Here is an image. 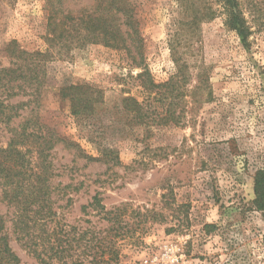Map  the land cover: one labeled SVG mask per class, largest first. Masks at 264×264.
I'll return each mask as SVG.
<instances>
[{
  "label": "rangeland",
  "instance_id": "rangeland-1",
  "mask_svg": "<svg viewBox=\"0 0 264 264\" xmlns=\"http://www.w3.org/2000/svg\"><path fill=\"white\" fill-rule=\"evenodd\" d=\"M64 1L63 11L74 14L97 5L96 0ZM132 2L144 37V63L157 83L165 82L177 71L170 43L183 13L177 0ZM47 8L48 0H0V68L14 67L12 60L21 50L51 49L50 55L35 59L33 85L26 89L35 86L28 92L39 94L36 101L27 104L31 97L24 79L0 81L5 103L26 102L18 109L21 116L12 121L0 117V145L7 146L12 129L21 130L32 115L56 136L79 143L88 155L101 156L95 140L115 148L117 165L88 162L65 143L55 144L51 184L57 189L71 185L63 197L57 190L55 198L72 222L84 217L82 205L97 192L109 209L128 203L162 214L147 223L141 242L122 243L124 264H264V214L253 204L254 175L264 168V28L256 29L246 47L222 17L202 22L191 52L182 58L190 64L189 88L196 84L200 64L208 88L186 90L176 99L175 113L183 115L179 124L154 125L148 132L122 111L125 96L140 101L148 96L134 78L124 79L140 72L128 64L126 50L70 44L68 32L50 47ZM16 60L27 74L28 58ZM16 84L23 88L10 96ZM86 84L100 90L104 101L97 114L81 118L62 95L66 87ZM150 104L153 114L162 111L154 99ZM0 212L13 213L1 200V187ZM10 239L21 264H39L15 235Z\"/></svg>",
  "mask_w": 264,
  "mask_h": 264
},
{
  "label": "trees",
  "instance_id": "trees-1",
  "mask_svg": "<svg viewBox=\"0 0 264 264\" xmlns=\"http://www.w3.org/2000/svg\"><path fill=\"white\" fill-rule=\"evenodd\" d=\"M177 1L183 16L180 18L176 36L170 43L177 71L165 82L157 83L144 63V37L139 29L132 0H96L97 5L91 7L92 9L83 8L76 14L63 11L61 5L64 0H48L47 27L50 35L47 40L51 47L55 45L58 37L68 32L72 35V39L68 40L70 44L75 42L83 47L90 43H103L118 50H126L131 59L128 64L130 67H139L140 72L135 76L129 73L124 79L127 81V78H134L148 96L144 101L133 95L125 96L122 99V111L128 114L130 122L144 127L148 132L154 125L179 124L183 115L175 113L174 105L180 103L176 99L186 90L199 93L208 88L203 64L198 65L196 84L189 88L192 78L190 64L182 58V54L191 52L200 24L222 17L227 29L235 32L243 45L248 47L256 29L264 28V6L260 0ZM50 53L51 49L43 53L19 51L20 55L15 54V59L12 60L14 67L0 68V81L6 79L11 84L18 79H24L27 82L24 91L31 97L27 104L36 101L39 94L28 92L34 91L35 86L30 90L26 89H29L28 83L33 85L30 80L35 76L34 70L38 65L35 59ZM26 57L27 74L16 60ZM16 88L23 87L18 84L11 85L10 96L18 93ZM63 91L62 97L71 100L73 113L81 118L97 114L104 101L101 91L87 84L69 86ZM170 94H173L172 97ZM152 99L162 107L161 112H151ZM24 103L10 105L0 95V117L4 116L7 121H12L13 118L21 116L18 109L26 105ZM24 124L21 130L12 129L7 146L0 145L1 200L9 209H13L10 214L0 212V264H21L20 257L11 246V234L15 235V239L39 264H124L121 259L122 243L141 242L140 238L147 229V223L159 219L162 214L154 210L132 208L128 203L109 209L97 192L90 202L82 205L84 217L72 222L59 211L64 206L58 205L55 198L57 190L58 195L61 193L63 197L66 188L71 185L57 189L51 184L54 172L50 150L55 144L65 143L68 148L75 149L76 156L86 158L88 162L110 161L115 165L120 163L116 149L95 140L100 147L101 156L88 155L79 143L56 136L37 116L27 117ZM89 137L94 138L91 135ZM74 189L79 190L80 186H75ZM254 194L253 204L264 214V168L255 172Z\"/></svg>",
  "mask_w": 264,
  "mask_h": 264
}]
</instances>
